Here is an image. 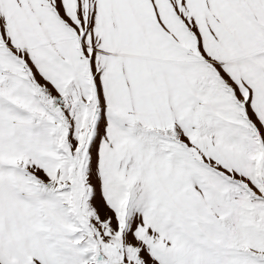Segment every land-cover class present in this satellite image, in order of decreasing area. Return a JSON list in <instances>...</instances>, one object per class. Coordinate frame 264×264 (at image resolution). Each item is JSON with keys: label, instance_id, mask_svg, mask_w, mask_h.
Returning a JSON list of instances; mask_svg holds the SVG:
<instances>
[{"label": "snow or ice", "instance_id": "6c2138e0", "mask_svg": "<svg viewBox=\"0 0 264 264\" xmlns=\"http://www.w3.org/2000/svg\"><path fill=\"white\" fill-rule=\"evenodd\" d=\"M0 264H264V0H0Z\"/></svg>", "mask_w": 264, "mask_h": 264}]
</instances>
